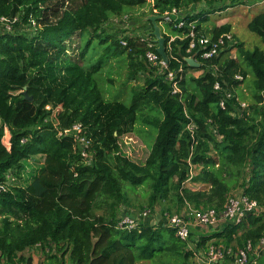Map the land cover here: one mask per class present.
<instances>
[{
	"label": "trees",
	"instance_id": "trees-1",
	"mask_svg": "<svg viewBox=\"0 0 264 264\" xmlns=\"http://www.w3.org/2000/svg\"><path fill=\"white\" fill-rule=\"evenodd\" d=\"M231 3L156 0L149 16L154 10L163 16L174 8L205 5L194 15L182 16L188 24L198 22V33L206 34L202 24L210 15L231 8ZM144 4L0 0V118L11 135L9 146L0 136V264H33V258L23 253L38 247L47 250L48 264H65L66 258L70 264H192V240H180L167 227L118 228L123 216L117 210L128 204L130 188L150 185L149 207L172 192L183 204L177 211L190 204L221 212L236 190L264 205V51L246 49L236 39V59L222 54L213 61L199 60L201 67L193 68L185 60L190 56L188 39L169 43L171 36L187 29L164 23L168 69L184 70L181 92L174 94L167 71L149 63L148 42L141 41L154 39L152 23L144 20L134 32L112 28L113 17L121 24L126 21L125 8ZM27 25L31 33L23 30ZM231 28L223 25L212 34L218 37ZM248 29L264 44V11L252 18ZM74 40H79L75 47ZM154 51L158 53L157 45ZM111 58L125 65L129 82L143 81L133 83L128 103L106 98L114 91V79H106L107 89L100 87ZM247 68L254 74L256 91L250 112L241 115L236 100L222 109L223 94L214 90L215 82L236 88L241 82L234 77L240 74L245 79ZM190 71L202 74L189 78ZM188 80L201 94L197 101H192ZM77 123L90 140L88 159L72 133L60 136ZM138 125L156 131L145 159L134 154ZM38 157L43 167L34 179L40 190L29 191L21 184L24 162ZM194 168L201 169L197 176ZM190 181L207 188L193 190L187 187ZM104 209L110 212L98 213ZM262 238L264 212L201 236L195 249L213 241L227 247H243L248 241L257 245Z\"/></svg>",
	"mask_w": 264,
	"mask_h": 264
},
{
	"label": "built area",
	"instance_id": "built-area-1",
	"mask_svg": "<svg viewBox=\"0 0 264 264\" xmlns=\"http://www.w3.org/2000/svg\"><path fill=\"white\" fill-rule=\"evenodd\" d=\"M136 1H145V3H149L150 6L152 5L151 10L154 9L156 3V0ZM182 12V10L174 8L162 16V22L168 24L172 23L177 29H187V32L171 36L169 41L170 44L177 39H188L187 53L190 54L188 58L194 59L198 63H200L199 60L203 62L213 61L214 59L219 58L222 54H227L226 56L232 59L237 58V56L232 57V55L237 52V41L232 32L222 33L218 37H215L212 33L200 34L197 31L198 22L188 24L184 20ZM154 15H158L157 10H154ZM141 41L148 42L146 57L149 63L161 67L160 69L162 71H167L166 79L172 83L173 93L179 94L181 92L179 81L183 78L184 73L182 66L177 73L170 71L168 69V64H165L162 58L159 57L158 53L154 51V48L157 45L154 42V39L142 37ZM214 71L216 73L218 72L217 69H214ZM178 74H180L179 78H177ZM234 79L239 82H242V80L244 81L243 76L240 74H237ZM227 86H224L219 80L214 84V90L219 93L222 92L223 94V99L219 104L220 107L226 109L228 101L236 100L241 115L245 112L249 113L251 103L243 102L237 94L236 88H225ZM262 96L264 100V92L262 93ZM191 128H193V126H191ZM83 130L84 128L82 124L77 123L71 130L60 132V136H67L69 133H72L75 141L82 147V156L85 159H88L89 154L86 152V149L90 146V140L83 135ZM263 212V204L249 198L243 193H235L230 196L221 212H218L214 208L196 209L187 204L185 208L180 211L173 214H161V217L158 218L154 215L151 209H144V211H142L137 217L132 215L121 217L118 223V228L132 230L146 225L144 223L152 222L151 226L167 227L173 230L176 237L180 240L189 241L193 237L192 233L194 229L204 228L209 231L218 229L221 225L224 226L228 223L239 225L248 216L260 215ZM196 243V241L192 240L190 249L194 252V258H196L197 264H256L257 258L260 257L262 252H264V238H262L257 245L248 241L243 247H227L223 244H215L213 241L206 246L203 254L195 249Z\"/></svg>",
	"mask_w": 264,
	"mask_h": 264
},
{
	"label": "rangeland",
	"instance_id": "rangeland-1",
	"mask_svg": "<svg viewBox=\"0 0 264 264\" xmlns=\"http://www.w3.org/2000/svg\"><path fill=\"white\" fill-rule=\"evenodd\" d=\"M232 3V7L228 10L222 12L221 14H212L210 15V20L207 22H204L202 24V27L205 29V33H212V31L217 28L221 27L223 25H231V32L233 35H235L236 39L239 42H242L246 49L253 50L254 48H260L264 51V44L262 43L261 39L256 36L255 34L251 33L248 29V24L252 20L253 17L258 15L259 13L264 11V0H230ZM234 3V4H233ZM230 5V4H229ZM152 6V5H151ZM149 3H145L143 6H133L125 8L124 10V17L127 18L124 24H121V20L118 17H113L111 19L112 25L116 31V29H123L127 30L130 29L131 31L135 28L142 27V25L145 23L147 18L149 17V14L151 13V7ZM205 8V5H193L189 6L185 9H182L183 13L186 12L187 15H194L198 12H200L202 9ZM151 16V15H150ZM131 18V19H130ZM145 20V21H144ZM110 21V22H111ZM199 24V23H198ZM161 32H164V22L161 24L159 23ZM107 27V26H106ZM107 28H110L109 26ZM10 29V27H9ZM24 31L31 33L32 28H30L28 25L24 26ZM141 30V29H140ZM134 32V31H132ZM79 40H74V43L72 44L73 47L77 45ZM93 44H96V42H93ZM92 44V48H95V46ZM104 45L100 47V49L103 48ZM93 49L90 52L89 56L93 55ZM235 54V53H234ZM232 55V57L237 56V52L235 55ZM99 58V56H95V60ZM122 57H120L121 59ZM106 61V59H105ZM107 65L105 67V73L103 75L104 79L103 81H100V87L104 90L107 89V87L110 86V84L107 82V78L110 77L114 79V91L113 93H107L106 98L109 100L117 99L124 101L126 103L130 100L131 95V88L134 85L142 84L143 81H128V75H127V69L123 63L120 62L119 58H111L107 60ZM249 73L248 76L242 80V82L239 84L238 87H236V92L239 95V97L243 100V102H253L254 96L253 94L256 92L254 88V74L251 70V68H247ZM110 74V75H109ZM202 74L201 71H190V74H188V77H199ZM188 78V79H189ZM189 83V89L193 92V102L197 101L201 98V94L199 91L196 90V86L194 83L188 80ZM264 102V100H262ZM256 104V102H254ZM0 136L2 137V141L6 146H9L10 142V132L7 127H5L2 123V120L0 118ZM156 136V131H152L151 129H147L143 126H137L136 132L133 135L134 140L138 143L136 144V151L134 154L139 155L143 159H145L149 153L150 148L154 142V138ZM26 172L23 176V180L21 184L27 188L29 191H39V187L36 185V180L34 179L35 176L39 174V170L43 167V159L41 157L36 158V160H30L24 162ZM201 169L194 168V175L197 176L198 173H200ZM194 176V177H195ZM187 187L193 189V190H201L206 189L207 187L203 184H196L192 181L187 183ZM236 189H234L235 191ZM241 190H236L234 193H239ZM151 187L150 185H144L142 187H139L137 189H127L126 190V196L128 204H122L118 207V215L121 214V216H126V212H130V215L137 217L143 209H151V211L156 215L158 218H160L161 214L170 213L173 214L177 212V210L183 205L177 201V197L174 193L170 192L166 198L163 200H160L156 205L149 207V198L151 196ZM190 205V204H189ZM193 207V205H191ZM185 208V207H184ZM183 209V208H182ZM181 209V210H182ZM109 213V209H104L102 211H99L98 213ZM150 220V219H148ZM153 221V220H152ZM146 225H152V222L144 223ZM154 224V223H153ZM144 226V225H143ZM213 234V233H212ZM211 235V234H210ZM207 236V235H204ZM201 238V237H200ZM200 238H191V240L198 242ZM199 239V240H198ZM192 245V243H189ZM232 246H235L233 244ZM191 247V246H190ZM206 247V246H205ZM205 248H202L199 250L202 254L204 253ZM47 250L44 252L41 248H32L23 253L24 257H32L33 258V264H48V254ZM190 263L197 264L196 258L191 259ZM65 264H70L68 259L66 258ZM137 264H160L158 262H150V261H140Z\"/></svg>",
	"mask_w": 264,
	"mask_h": 264
},
{
	"label": "water",
	"instance_id": "water-1",
	"mask_svg": "<svg viewBox=\"0 0 264 264\" xmlns=\"http://www.w3.org/2000/svg\"><path fill=\"white\" fill-rule=\"evenodd\" d=\"M162 20V16L159 15H151L148 17V21H150L153 25V31L150 33V36L154 37V42L157 44V52L162 57V60L165 64H169V59L166 54V47H165V38L162 36V32L159 26V21ZM186 62L189 66L193 68H200L201 64L196 62L194 59L186 58ZM26 99L29 101H33V97H28L27 92H25Z\"/></svg>",
	"mask_w": 264,
	"mask_h": 264
},
{
	"label": "crops",
	"instance_id": "crops-1",
	"mask_svg": "<svg viewBox=\"0 0 264 264\" xmlns=\"http://www.w3.org/2000/svg\"><path fill=\"white\" fill-rule=\"evenodd\" d=\"M223 225L220 226L218 229H213V230H207V229H194L193 230V238H200L201 236L204 235H210L212 233H216L222 229ZM256 264H264V252L261 253L260 257L257 258Z\"/></svg>",
	"mask_w": 264,
	"mask_h": 264
}]
</instances>
